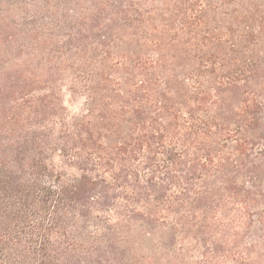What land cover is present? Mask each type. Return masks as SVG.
<instances>
[{"label": "trees", "instance_id": "1", "mask_svg": "<svg viewBox=\"0 0 264 264\" xmlns=\"http://www.w3.org/2000/svg\"><path fill=\"white\" fill-rule=\"evenodd\" d=\"M0 264H264V0H0Z\"/></svg>", "mask_w": 264, "mask_h": 264}, {"label": "rangeland", "instance_id": "2", "mask_svg": "<svg viewBox=\"0 0 264 264\" xmlns=\"http://www.w3.org/2000/svg\"><path fill=\"white\" fill-rule=\"evenodd\" d=\"M78 107V104H75L72 106L73 109H76Z\"/></svg>", "mask_w": 264, "mask_h": 264}]
</instances>
